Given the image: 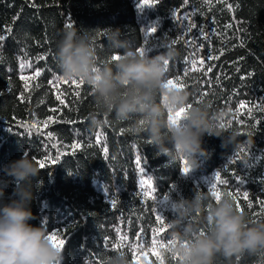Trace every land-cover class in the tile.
Segmentation results:
<instances>
[{"label": "trees", "instance_id": "1", "mask_svg": "<svg viewBox=\"0 0 264 264\" xmlns=\"http://www.w3.org/2000/svg\"><path fill=\"white\" fill-rule=\"evenodd\" d=\"M139 3L0 0V178L3 166L24 153L38 167L45 162L33 180L29 223L42 222L48 235L65 241L60 264H107L116 251L128 264H179L172 202L201 193L206 210L216 200L212 183L250 222L264 221V0ZM68 25L89 36L101 65L126 49L143 47L149 55L163 45L174 49L166 78L182 84L190 104L207 102L210 116L228 111L226 125L239 130L237 142L222 146L205 134L208 154L184 174L180 158L159 153L133 131L132 120L103 113L102 125L92 126L87 117L97 105L90 87L63 79L56 62ZM109 27L120 29L124 48L108 44ZM148 179L153 190L145 196L141 181ZM14 186L8 184L0 202H9ZM202 215L189 220L206 231ZM214 264H264V251L231 261L218 254Z\"/></svg>", "mask_w": 264, "mask_h": 264}, {"label": "clouds", "instance_id": "2", "mask_svg": "<svg viewBox=\"0 0 264 264\" xmlns=\"http://www.w3.org/2000/svg\"><path fill=\"white\" fill-rule=\"evenodd\" d=\"M105 35L111 47H125L118 27L107 28ZM174 55L175 50L167 45L155 55L126 49L117 54L118 59L101 65L89 36L74 26L63 30L55 52L61 77L90 87L97 105V111L87 117L92 126L102 125L99 114L103 113L120 121L132 120L137 135L144 136L170 160L183 157L191 169L199 156L208 154L202 147L205 134L220 138L226 146L234 145L240 132L226 125L228 111L210 116L207 102L190 104L186 89L167 83L166 70ZM180 109H185L182 118L170 121L169 113ZM2 171L0 198L9 183L15 186L9 202H0V264H60L62 249L48 238L47 227L42 222L38 226L29 223L34 218L30 208L33 180L41 168L24 153L5 164ZM205 200L203 194L195 193L191 199L172 202V251L179 264H214L218 254L231 261L264 251V221L250 222L230 196H221L206 210ZM198 211L203 212L201 222L207 225L206 231L189 220ZM107 264H128V258L116 251Z\"/></svg>", "mask_w": 264, "mask_h": 264}, {"label": "snow or ice", "instance_id": "3", "mask_svg": "<svg viewBox=\"0 0 264 264\" xmlns=\"http://www.w3.org/2000/svg\"><path fill=\"white\" fill-rule=\"evenodd\" d=\"M156 2H157V0H141V3H139L137 5V7H143L145 5H150V4L156 3ZM68 26H71V25H68ZM149 31L150 32H154L155 31V28L154 27H150L149 28ZM3 39H4V37L3 36H0V40H3ZM146 51L147 50L145 48H143V47L140 48V49H138V52L140 54H145ZM115 59H118V56L117 55H113L111 57V60H115ZM39 74H40L39 72L36 73V75H39ZM72 82L75 83L76 81L75 80H72ZM167 83L169 85H173V86H177V87H182V84H178V83L174 82L173 79H168L167 80ZM79 84L82 85L83 84V81H79ZM77 95H79V93H77ZM184 111H185V109H180L175 114L169 113V116H168L169 120L170 121H176V120L181 119ZM52 119H53L52 117H49V120H52ZM74 147H79V145H74ZM105 151H107V150L105 149ZM139 163H140V161H139V159H137V166H139ZM180 163L182 164V168H181L182 173L187 174L189 172V170H190V167L188 166L187 161L183 157H180ZM39 166H40L41 169H43L46 166V164H45L44 161H39ZM140 171L143 172L144 169L141 168ZM220 177H221V173L220 172L215 173V179H216V181L219 184H224L225 181L222 180V179H220ZM145 185H147L149 191H145L144 194H145V196H150L151 195V190H153L152 189L151 179L142 180L141 181V187L143 188ZM210 188H211V191H212L213 196L215 197L216 200H218L221 197V193L218 190L217 183H212L210 185ZM244 199L245 200L248 199L247 193L244 194ZM112 203H113V205H115L116 202L113 201ZM261 204H262V206H264V201H262ZM239 208H240V205H239V203H237V209H239ZM262 210H264V209H262ZM156 219L157 220H161V222H162V218L160 216H157ZM48 238L52 241L53 245L56 246V247H58V248H63L64 245H65V241L63 239H57V234L56 233H52L51 235H49Z\"/></svg>", "mask_w": 264, "mask_h": 264}]
</instances>
